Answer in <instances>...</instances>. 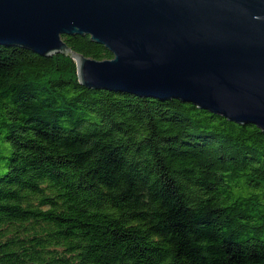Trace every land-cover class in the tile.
I'll return each instance as SVG.
<instances>
[{"label":"trees","instance_id":"obj_1","mask_svg":"<svg viewBox=\"0 0 264 264\" xmlns=\"http://www.w3.org/2000/svg\"><path fill=\"white\" fill-rule=\"evenodd\" d=\"M0 264H264V132L0 45Z\"/></svg>","mask_w":264,"mask_h":264},{"label":"water","instance_id":"obj_2","mask_svg":"<svg viewBox=\"0 0 264 264\" xmlns=\"http://www.w3.org/2000/svg\"><path fill=\"white\" fill-rule=\"evenodd\" d=\"M89 35L111 57L73 51ZM0 45L69 54L93 89L177 99L264 132V0H0Z\"/></svg>","mask_w":264,"mask_h":264}]
</instances>
